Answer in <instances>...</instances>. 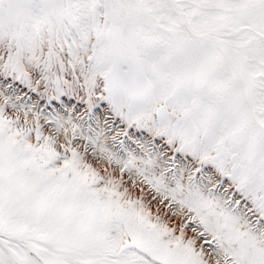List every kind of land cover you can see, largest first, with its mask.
Instances as JSON below:
<instances>
[{"label":"snow or ice","instance_id":"1","mask_svg":"<svg viewBox=\"0 0 264 264\" xmlns=\"http://www.w3.org/2000/svg\"><path fill=\"white\" fill-rule=\"evenodd\" d=\"M0 264H264V0H0Z\"/></svg>","mask_w":264,"mask_h":264}]
</instances>
